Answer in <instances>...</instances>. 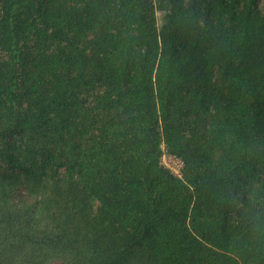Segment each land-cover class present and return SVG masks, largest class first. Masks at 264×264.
I'll list each match as a JSON object with an SVG mask.
<instances>
[{"label": "trees", "instance_id": "trees-1", "mask_svg": "<svg viewBox=\"0 0 264 264\" xmlns=\"http://www.w3.org/2000/svg\"><path fill=\"white\" fill-rule=\"evenodd\" d=\"M0 264H264V0H0Z\"/></svg>", "mask_w": 264, "mask_h": 264}, {"label": "built area", "instance_id": "built-area-1", "mask_svg": "<svg viewBox=\"0 0 264 264\" xmlns=\"http://www.w3.org/2000/svg\"><path fill=\"white\" fill-rule=\"evenodd\" d=\"M162 164L171 170V172L176 176L180 177V168L181 163H179L177 160H174L168 156H163L162 158Z\"/></svg>", "mask_w": 264, "mask_h": 264}, {"label": "rangeland", "instance_id": "rangeland-1", "mask_svg": "<svg viewBox=\"0 0 264 264\" xmlns=\"http://www.w3.org/2000/svg\"><path fill=\"white\" fill-rule=\"evenodd\" d=\"M260 2L262 1V0H259ZM259 8H261V5H259Z\"/></svg>", "mask_w": 264, "mask_h": 264}]
</instances>
